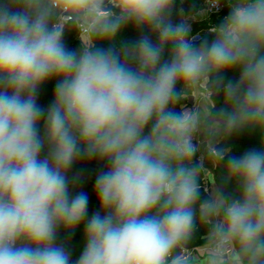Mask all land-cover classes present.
Returning <instances> with one entry per match:
<instances>
[{
    "label": "clouds",
    "instance_id": "obj_1",
    "mask_svg": "<svg viewBox=\"0 0 264 264\" xmlns=\"http://www.w3.org/2000/svg\"><path fill=\"white\" fill-rule=\"evenodd\" d=\"M173 2L0 0V264H72L57 239L88 214L87 193L71 191L80 159L106 169L75 264H264V0H228L199 46L187 19L171 20ZM129 25L141 35L118 39ZM245 130L260 147L229 156L221 144ZM201 148L213 168L228 157L233 194L200 200V181L215 184L204 157L193 162Z\"/></svg>",
    "mask_w": 264,
    "mask_h": 264
},
{
    "label": "trees",
    "instance_id": "obj_2",
    "mask_svg": "<svg viewBox=\"0 0 264 264\" xmlns=\"http://www.w3.org/2000/svg\"><path fill=\"white\" fill-rule=\"evenodd\" d=\"M181 8L188 14L191 10H193L192 0H185L183 2H178V0H174L172 6V13H171V20L173 23H179V16H178V9ZM229 14L226 13L225 16ZM194 25L199 28L205 27V24L194 22ZM71 31H66L64 35V42L66 47L69 50H74L76 45H78V40L72 38L70 35ZM141 33L134 29L131 25L126 27L123 32L120 34L118 39H123L124 41H134L136 40ZM214 38L212 33H204L199 35V39L193 42L196 46L204 40L207 39L209 42ZM155 40V37H153ZM165 59H167V52L165 53ZM239 72L238 71H229L225 74V80H238ZM55 80L49 81L44 84L39 92L38 95V104L43 107L47 108L50 103L52 102L54 89H55ZM181 87L180 84L177 85L179 89ZM215 102L217 107H221L223 104V92L221 91L219 94L215 96ZM184 103L183 100L179 101L176 105V110L180 111L181 105ZM261 144V137L258 131H243L239 134H234L231 136L227 141L221 144V147H228L230 148L229 156H240L244 152L250 149H258ZM228 157L225 158L224 161L220 162V166L218 168H214V177H215V185L216 187H224L226 194H233L235 185L229 184L224 186L222 184L221 177L224 174V169L227 164ZM106 169V165L102 162H98L96 160H85L80 159L78 160L72 167L69 172V177L79 174L80 183L75 188L72 189L73 195L76 192L83 191L88 195V214L85 221L74 231L71 233H66L64 229H60L58 234L57 243H63L66 245L67 250L71 255L72 264H75V261L79 258L82 254L83 245H84V227L87 222V218H90L92 214L96 211H99V204L94 193V183L95 178L100 171ZM210 198L208 194H205L202 190H200V200H206ZM206 234L205 228H200V230L195 234L194 239L192 241V246L200 245L203 243L202 237Z\"/></svg>",
    "mask_w": 264,
    "mask_h": 264
},
{
    "label": "rangeland",
    "instance_id": "obj_3",
    "mask_svg": "<svg viewBox=\"0 0 264 264\" xmlns=\"http://www.w3.org/2000/svg\"><path fill=\"white\" fill-rule=\"evenodd\" d=\"M183 1L185 0H178L179 3ZM209 1L210 0H192L193 10H191L188 14H186L185 11L182 10L181 8L178 9L179 23L187 19V22L191 26L190 36L193 34L202 35L204 33H211L210 29L222 23L225 14L230 11L228 0H219V2L223 6L222 11L218 14L210 13V11L208 10ZM194 22H199L200 24L203 23L205 24V27L203 28L196 27L194 25ZM70 35L72 36V38L77 39V33L75 31H71ZM79 47L80 44L76 45L74 50L79 49ZM183 101L184 103L182 105L184 106V104L187 103V99ZM213 175H214V169H213ZM202 182L203 179L200 181V183L202 184Z\"/></svg>",
    "mask_w": 264,
    "mask_h": 264
},
{
    "label": "built area",
    "instance_id": "obj_4",
    "mask_svg": "<svg viewBox=\"0 0 264 264\" xmlns=\"http://www.w3.org/2000/svg\"><path fill=\"white\" fill-rule=\"evenodd\" d=\"M222 8H223V6H222V4H221L220 2H218V3H214L213 0H210V1L208 2V10L210 11V13L218 14V13H220V12L222 11ZM191 37L194 38V39H193V42H195L196 40L199 39V35H198V34H193V35H191ZM77 40H78V44H80V41H79V39H78V36H77ZM187 99H188V98H187ZM194 106H195V99H194L193 97H192V101H191V102L187 100V103L184 104V107H185L186 109H189V110L192 109ZM200 139H203V138L200 137ZM204 156H205L204 150H203V148H201V149L195 154V156L193 157V162H194V163H198V162H200L201 157H204ZM200 189H202V191H203L205 194H208V193H209V189H208V187L206 186V184L204 183V179H203V182H202V184H201V188H200Z\"/></svg>",
    "mask_w": 264,
    "mask_h": 264
},
{
    "label": "crops",
    "instance_id": "obj_5",
    "mask_svg": "<svg viewBox=\"0 0 264 264\" xmlns=\"http://www.w3.org/2000/svg\"><path fill=\"white\" fill-rule=\"evenodd\" d=\"M187 100L191 102V101H192V97H189ZM204 164H205V167L209 169V172L213 174V169H214V168L212 167V164H211V162L208 160V158H207L206 155L204 156ZM204 183L206 184V186H207L208 189H209V193H208V195H209V197H210L211 194H212V192H213V190H214V188H216V185L213 184L211 181H208L206 178L204 179Z\"/></svg>",
    "mask_w": 264,
    "mask_h": 264
},
{
    "label": "water",
    "instance_id": "obj_6",
    "mask_svg": "<svg viewBox=\"0 0 264 264\" xmlns=\"http://www.w3.org/2000/svg\"><path fill=\"white\" fill-rule=\"evenodd\" d=\"M201 138H203V137H201Z\"/></svg>",
    "mask_w": 264,
    "mask_h": 264
}]
</instances>
